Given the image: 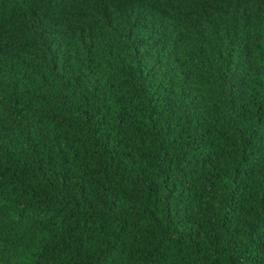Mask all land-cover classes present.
I'll return each mask as SVG.
<instances>
[{"label": "trees", "instance_id": "16d2710c", "mask_svg": "<svg viewBox=\"0 0 264 264\" xmlns=\"http://www.w3.org/2000/svg\"><path fill=\"white\" fill-rule=\"evenodd\" d=\"M6 188L65 264H264V0H0Z\"/></svg>", "mask_w": 264, "mask_h": 264}, {"label": "clouds", "instance_id": "9594fccd", "mask_svg": "<svg viewBox=\"0 0 264 264\" xmlns=\"http://www.w3.org/2000/svg\"><path fill=\"white\" fill-rule=\"evenodd\" d=\"M30 200V194L21 200L19 191L12 192L7 188L0 193V208L6 209L0 215V264H65L70 260L68 252L54 253L50 244L63 232L62 221L66 213L56 215L62 205L53 202L51 210L41 214V225L33 227L35 206L23 217L20 215L24 204ZM105 247L102 242L94 246L90 259L95 262L98 256H103Z\"/></svg>", "mask_w": 264, "mask_h": 264}]
</instances>
